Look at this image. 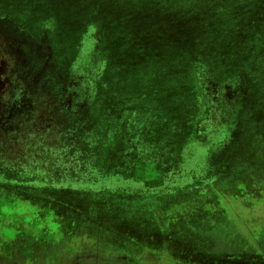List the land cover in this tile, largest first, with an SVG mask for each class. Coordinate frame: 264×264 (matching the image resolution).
Instances as JSON below:
<instances>
[{"label":"rangeland","instance_id":"rangeland-1","mask_svg":"<svg viewBox=\"0 0 264 264\" xmlns=\"http://www.w3.org/2000/svg\"><path fill=\"white\" fill-rule=\"evenodd\" d=\"M0 251L264 264V0H0Z\"/></svg>","mask_w":264,"mask_h":264},{"label":"trees","instance_id":"trees-1","mask_svg":"<svg viewBox=\"0 0 264 264\" xmlns=\"http://www.w3.org/2000/svg\"><path fill=\"white\" fill-rule=\"evenodd\" d=\"M17 185H18V183H17ZM23 193H24V191H22ZM28 197H35V196H31V195H27ZM42 199V198H41ZM51 206V205H50ZM28 242L26 243H24V252L28 249V248H30V247H33V248H35V245H34V241H32L31 240V238L30 239H26ZM28 243H30L28 246H26ZM35 244H37V243H35ZM47 248V245L44 247V249H46ZM11 261V263L13 264L14 263V261L15 260H13V259H10ZM36 260V257H33L31 260L30 259H26V257H25V254H23V264H46L45 263V260L43 259V258H41L40 256L38 257V260L37 261H35ZM42 260V261H41ZM236 259H234L233 261H235ZM44 261V262H43ZM240 260H237L236 262H239ZM233 264V263H232Z\"/></svg>","mask_w":264,"mask_h":264},{"label":"flooded vegetation","instance_id":"flooded-vegetation-1","mask_svg":"<svg viewBox=\"0 0 264 264\" xmlns=\"http://www.w3.org/2000/svg\"><path fill=\"white\" fill-rule=\"evenodd\" d=\"M18 254H19V253H18ZM4 255H7V254H5V251H4ZM19 255H20V256H16V263H17V264H21L20 261L23 260V255H22V253L19 254ZM20 257H22L21 260H20ZM90 261H91V260H90L89 258L79 259V257H78V258L75 259V261H74L73 264H89ZM23 262H24V261H23ZM110 264H131V263H129L128 261H125V260H114V261H113L112 263H110Z\"/></svg>","mask_w":264,"mask_h":264},{"label":"crops","instance_id":"crops-1","mask_svg":"<svg viewBox=\"0 0 264 264\" xmlns=\"http://www.w3.org/2000/svg\"><path fill=\"white\" fill-rule=\"evenodd\" d=\"M22 250H23V248H21ZM21 250V251H22ZM1 252V251H0ZM18 253H16V255H17ZM16 255L15 256H9L8 254L7 255H4L3 254V252H1L0 253V259H2V260H6L5 258H4V256L6 257V258H9V259H13V260H15L16 261ZM22 255H23V253H22ZM1 262V261H0Z\"/></svg>","mask_w":264,"mask_h":264},{"label":"water","instance_id":"water-1","mask_svg":"<svg viewBox=\"0 0 264 264\" xmlns=\"http://www.w3.org/2000/svg\"><path fill=\"white\" fill-rule=\"evenodd\" d=\"M89 264H110V263H99V262H95V261H90V263Z\"/></svg>","mask_w":264,"mask_h":264}]
</instances>
